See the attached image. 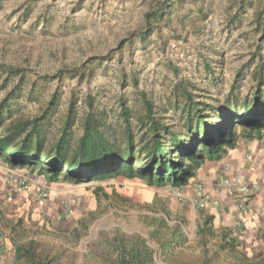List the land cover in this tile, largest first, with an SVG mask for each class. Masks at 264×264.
Listing matches in <instances>:
<instances>
[{
	"label": "rangeland",
	"instance_id": "obj_1",
	"mask_svg": "<svg viewBox=\"0 0 264 264\" xmlns=\"http://www.w3.org/2000/svg\"><path fill=\"white\" fill-rule=\"evenodd\" d=\"M260 70L264 75V0H0V117L4 126L45 117L47 146L69 110L72 139L98 109L123 129L119 101L140 134L141 93L169 118L178 113L176 93L190 82L196 100L223 109L228 96L252 95ZM242 141L264 143V132ZM31 169H13L7 182L16 193L1 198V235L12 247L57 255L60 264H121L119 246L130 257L148 253L146 264H262V240L225 251L198 241L186 221L184 236L176 235L174 205L184 200H171L168 185L123 177L49 185ZM225 225L231 241L240 225ZM5 257V264H23L11 250Z\"/></svg>",
	"mask_w": 264,
	"mask_h": 264
},
{
	"label": "trees",
	"instance_id": "obj_2",
	"mask_svg": "<svg viewBox=\"0 0 264 264\" xmlns=\"http://www.w3.org/2000/svg\"><path fill=\"white\" fill-rule=\"evenodd\" d=\"M187 84L191 89L184 86L181 96L176 93L174 106L178 113L169 118L144 93L140 94L144 112L137 117L140 134L133 133L130 111L122 101L118 102L117 116L124 128L119 132L109 123L108 112L98 109L86 115L80 135L72 139L67 131L75 119L69 110L59 137L49 146L41 125L47 122L45 117L6 126L0 117V158L12 169L39 168V174L50 183L60 178L81 183L86 178L92 182L123 177L140 179L149 186L180 189L205 162L221 160L239 139L255 136L259 140L264 132L262 70L252 95L241 100L228 96L223 109L196 100L195 86ZM98 192H102L100 187L96 188ZM118 250L121 264H130V258L131 264H146L148 253L139 249L130 257V250L121 246ZM15 256L23 264H60L57 255H40L25 245L15 247ZM260 258L264 264V254Z\"/></svg>",
	"mask_w": 264,
	"mask_h": 264
},
{
	"label": "crops",
	"instance_id": "obj_3",
	"mask_svg": "<svg viewBox=\"0 0 264 264\" xmlns=\"http://www.w3.org/2000/svg\"><path fill=\"white\" fill-rule=\"evenodd\" d=\"M12 170L8 163L0 158V203H2L0 204V264L7 263L5 256L8 250L13 251L15 256L16 246L12 247L9 240L1 235L5 216L1 198L11 195L12 190L16 193L7 182V176L12 177L10 175L13 174ZM237 180L259 185V192L249 194V201L244 211L236 208V203L244 196L239 192ZM172 190L171 188L170 191ZM177 190L181 192L184 200V205H174L175 216L180 221L175 230L180 238L184 236L183 223L186 221L190 232L195 230L199 236L198 241L207 244L210 242L216 248L225 251L229 248L227 246L232 244L243 246L246 241L252 243V240L255 243L259 242L258 240L264 242L262 238L264 235V143L257 141L237 143L236 147L228 150L221 160L205 162L188 184ZM171 198L177 201L176 198L172 196ZM62 205L66 209L64 203ZM189 209L191 214L188 213ZM64 213L63 211L62 214ZM226 220L235 221L237 227L240 225V233L231 237V241L227 237L229 233L225 227ZM241 230L246 231L241 233ZM169 232L174 231L169 229ZM164 242L163 245L167 244V246L170 243V241Z\"/></svg>",
	"mask_w": 264,
	"mask_h": 264
},
{
	"label": "built area",
	"instance_id": "obj_4",
	"mask_svg": "<svg viewBox=\"0 0 264 264\" xmlns=\"http://www.w3.org/2000/svg\"><path fill=\"white\" fill-rule=\"evenodd\" d=\"M236 183L238 184L239 192L244 194L242 199L238 203H236V208L240 211H244L245 207L249 201V199H248L249 194L259 192V185L258 184H249V183L243 182L241 180H237ZM171 196L176 198V200L182 201V194L177 189H173L171 191ZM38 197L45 198L46 197L45 192H40L38 194Z\"/></svg>",
	"mask_w": 264,
	"mask_h": 264
}]
</instances>
